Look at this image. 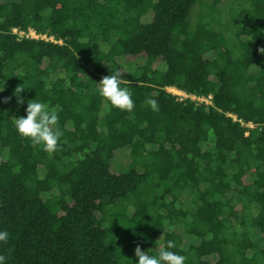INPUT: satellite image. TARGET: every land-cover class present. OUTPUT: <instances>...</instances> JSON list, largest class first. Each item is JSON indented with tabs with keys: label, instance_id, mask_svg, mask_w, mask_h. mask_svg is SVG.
I'll return each mask as SVG.
<instances>
[{
	"label": "trees",
	"instance_id": "obj_1",
	"mask_svg": "<svg viewBox=\"0 0 264 264\" xmlns=\"http://www.w3.org/2000/svg\"><path fill=\"white\" fill-rule=\"evenodd\" d=\"M227 3L0 0L7 264H138L137 245L185 264H264V0ZM30 28L60 42L14 33ZM117 70L132 112L99 94ZM30 100L58 111L55 153L15 128Z\"/></svg>",
	"mask_w": 264,
	"mask_h": 264
},
{
	"label": "clouds",
	"instance_id": "obj_2",
	"mask_svg": "<svg viewBox=\"0 0 264 264\" xmlns=\"http://www.w3.org/2000/svg\"><path fill=\"white\" fill-rule=\"evenodd\" d=\"M264 53V48L259 50ZM123 73L117 70L114 74L104 76L99 82V94L110 103L111 106L121 111L132 112L135 104L132 93L127 87H121L124 83ZM25 90L19 85L13 95L17 98L18 104H23L24 99L20 94ZM3 91V90H2ZM11 97L3 98V103H8ZM145 105L150 106L153 111H159L158 99L146 98ZM26 117L15 118L14 125L18 134L31 141L34 146H41L42 150L51 154L60 148V139L63 132L59 127V115L55 108L36 100L28 101ZM9 233L0 231V244H7ZM174 241L167 242V249L175 248ZM135 256L138 257V264H185L186 257L173 251L162 248L158 257L149 254V251H142L139 245L135 248ZM0 264H7V257L0 254Z\"/></svg>",
	"mask_w": 264,
	"mask_h": 264
},
{
	"label": "built area",
	"instance_id": "obj_3",
	"mask_svg": "<svg viewBox=\"0 0 264 264\" xmlns=\"http://www.w3.org/2000/svg\"><path fill=\"white\" fill-rule=\"evenodd\" d=\"M14 33L22 38V37H26V38H33V39H37V40H44V41H50V42H55L58 43L60 41H55L53 37L51 36H47L45 34H38L35 30L33 29H29L27 32H21L18 30H14ZM169 91L171 93H173L175 96H177L180 99H187L190 98L193 101H198L200 103H205L206 105H211L212 104V96L209 95L208 97H202V98H198L196 96H192V95H188L185 92L176 90V89H169Z\"/></svg>",
	"mask_w": 264,
	"mask_h": 264
},
{
	"label": "rangeland",
	"instance_id": "obj_4",
	"mask_svg": "<svg viewBox=\"0 0 264 264\" xmlns=\"http://www.w3.org/2000/svg\"><path fill=\"white\" fill-rule=\"evenodd\" d=\"M226 2H228L227 4H229L230 3V1H233V0H225ZM207 3H209V2H207ZM197 10H198V6H195L194 7V9L192 10V13H191V21L194 23V21L196 20V13H197ZM229 33H231V31L229 30ZM130 64L132 63V62H134L132 59H129V60H127ZM120 154V156H122V158L124 157L123 155H122V152H120L119 153ZM129 161V158H128V156H125L124 157V159L122 160V161H120V162H122V163H124V162H128ZM118 162V161H117ZM120 162H119V166H120ZM119 166L117 165V164H115V165H113V170L115 171V170H117L118 168H119ZM116 172V171H115ZM136 197H138V195L137 196H134V194L133 195H130V197H129V200L127 199V201L124 203L123 201H122V203H121V205H123V204H128V205H130V207H132L133 206V204L134 203H136ZM184 243L185 244H190V242L188 241V238H185V240H184Z\"/></svg>",
	"mask_w": 264,
	"mask_h": 264
}]
</instances>
